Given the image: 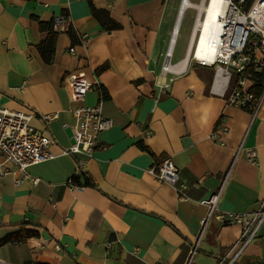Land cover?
Masks as SVG:
<instances>
[{
    "label": "crops",
    "instance_id": "1",
    "mask_svg": "<svg viewBox=\"0 0 264 264\" xmlns=\"http://www.w3.org/2000/svg\"><path fill=\"white\" fill-rule=\"evenodd\" d=\"M92 8L119 27L106 31ZM53 20L55 54L46 65L39 22ZM175 21L169 0H0V108L32 112L31 126L54 140V158L30 167L19 186L20 174L4 163L0 239L19 228L38 235L1 246L0 264H227L242 227L217 215L264 211V98L253 118L211 91V68L190 64L180 76L163 75ZM73 73L94 85L81 103L72 102ZM101 95L112 126L81 166L80 156L63 152L73 144L70 110L93 107ZM49 114L57 117L47 124ZM166 157L186 199L149 173ZM77 170L91 186L69 185ZM220 189L202 230L206 203ZM233 264H264V220Z\"/></svg>",
    "mask_w": 264,
    "mask_h": 264
},
{
    "label": "built area",
    "instance_id": "2",
    "mask_svg": "<svg viewBox=\"0 0 264 264\" xmlns=\"http://www.w3.org/2000/svg\"><path fill=\"white\" fill-rule=\"evenodd\" d=\"M187 1L186 9L192 7L196 10L188 51L183 60L173 64L172 53L168 58L170 43L161 73L180 76L185 73L190 63L211 68L213 70L211 91L222 90L228 106L245 110L253 118L256 117L264 98V0H222L215 6H211L212 0H200L195 6ZM249 1L250 3L246 5ZM200 5L203 7L207 5V11L205 12L204 9L200 11ZM208 13H210L209 26L212 34L199 48L203 32L200 23L206 21ZM58 25L59 21L56 20L54 29ZM184 61L186 63L183 67ZM69 78L72 102H83L86 95L94 89V85L83 74L73 73ZM173 80L174 78L168 79L164 86L167 87ZM104 102L105 99L101 95L98 103L93 107L78 105L70 110L74 121L68 127L71 130L73 144L63 152L80 156L81 166L93 157L99 134L112 126V122L103 114ZM32 117L33 113L28 110L14 111L0 108V156L3 160L0 162V178L8 174L9 171L4 163H9L20 174V178L15 182L17 186L29 177L30 167L54 158L50 152L54 140L31 126ZM56 117L57 114L43 115L42 120L48 124ZM210 139L218 142L216 131L210 134ZM246 158L250 164H256L254 150H247ZM149 173L158 182L171 186L179 199H186V187L179 184V172L170 158H163L154 164ZM79 174L80 171L77 170L74 175ZM69 185L82 188L70 181ZM220 192L221 189L206 203L208 213L201 220L202 230L214 215ZM217 219L242 227L240 238L229 252L231 256L227 264H233L257 236L264 220V211L253 214L227 212L218 214Z\"/></svg>",
    "mask_w": 264,
    "mask_h": 264
},
{
    "label": "trees",
    "instance_id": "3",
    "mask_svg": "<svg viewBox=\"0 0 264 264\" xmlns=\"http://www.w3.org/2000/svg\"><path fill=\"white\" fill-rule=\"evenodd\" d=\"M249 3L250 1L246 5H248ZM91 11L93 13V16L102 23L106 31H113L119 27L109 19L107 13L97 11L95 8H92ZM39 30L41 33L45 34V38L38 45L37 50L39 52V55L43 63L49 65L53 62L54 59L55 44L57 40V33L54 29V20L48 23L39 22ZM67 35L69 36L73 44L79 42L78 37L72 27L68 28ZM105 68H106L105 66L101 67L100 71H103ZM69 181L74 185H78L82 187H87L92 185V181L90 180V178L83 173H80L77 176L76 175L72 176ZM37 235L38 234L35 231L19 228L10 235H7L4 238L0 239V247L9 243H17V244L24 243L27 239L36 237ZM27 264H42V263L30 262Z\"/></svg>",
    "mask_w": 264,
    "mask_h": 264
},
{
    "label": "rangeland",
    "instance_id": "4",
    "mask_svg": "<svg viewBox=\"0 0 264 264\" xmlns=\"http://www.w3.org/2000/svg\"><path fill=\"white\" fill-rule=\"evenodd\" d=\"M169 1L175 7V20H176L177 13L180 8L181 0H169ZM189 2L195 6L200 3V0H189ZM195 17H196V10L192 7L187 8L183 12L172 52V57H171L172 63L178 62L183 58H185L193 32Z\"/></svg>",
    "mask_w": 264,
    "mask_h": 264
},
{
    "label": "bare ground",
    "instance_id": "5",
    "mask_svg": "<svg viewBox=\"0 0 264 264\" xmlns=\"http://www.w3.org/2000/svg\"><path fill=\"white\" fill-rule=\"evenodd\" d=\"M222 2V0H212V5L211 6H215V5H218ZM188 5V1L187 0H183V2L181 3V7H180V11H179V17H178V21H177V24L174 28V35L172 37V41H171V45H170V50L168 51V58L170 57L171 53H172V49H173V45L175 44V40H176V37H177V33H178V28H179V23H180V20H181V17H182V14L183 12L185 11L186 7ZM200 11L202 9L205 10V12L207 11V5L205 7H203V5H200ZM211 19H210V13H208V17L206 19V21L203 23V21H201L200 23V28L202 29L203 28V32H202V37H201V40H200V43H199V48H201L203 45H204V40L208 37L211 36L212 34V31H211V28L209 26V23H210ZM199 56V54L197 55V57ZM185 61L182 63V65H185Z\"/></svg>",
    "mask_w": 264,
    "mask_h": 264
},
{
    "label": "water",
    "instance_id": "6",
    "mask_svg": "<svg viewBox=\"0 0 264 264\" xmlns=\"http://www.w3.org/2000/svg\"><path fill=\"white\" fill-rule=\"evenodd\" d=\"M180 7H181V5H180ZM179 11H180V8H179ZM179 11H178V13H177V17H176V21H175L174 28H175V26H176V24H177V21H178ZM173 35H174V29H173V32H172V37H173ZM171 41H172V40H170V43H171Z\"/></svg>",
    "mask_w": 264,
    "mask_h": 264
}]
</instances>
